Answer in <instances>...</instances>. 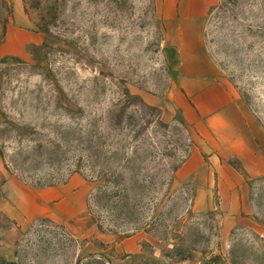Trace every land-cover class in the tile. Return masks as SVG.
<instances>
[{
	"label": "rangeland",
	"instance_id": "obj_1",
	"mask_svg": "<svg viewBox=\"0 0 264 264\" xmlns=\"http://www.w3.org/2000/svg\"><path fill=\"white\" fill-rule=\"evenodd\" d=\"M41 49L0 62L2 184L86 186L94 231L0 211V264H264V182L253 229L202 209L181 165L197 144L177 115L149 0H21ZM0 0V38L11 18ZM205 39L218 77L264 128V0H219Z\"/></svg>",
	"mask_w": 264,
	"mask_h": 264
},
{
	"label": "crops",
	"instance_id": "obj_2",
	"mask_svg": "<svg viewBox=\"0 0 264 264\" xmlns=\"http://www.w3.org/2000/svg\"><path fill=\"white\" fill-rule=\"evenodd\" d=\"M161 28V55L173 82L180 120L197 144L183 161L182 176L205 210L218 209L236 223L255 227L252 186L264 182V128L244 100L218 77L207 48L205 25L219 0H149ZM11 18L0 38V62L25 60L42 47L29 28L21 0H11ZM0 211L13 230L48 219L70 236L94 231L86 210V186L77 175L42 187L16 179L2 184Z\"/></svg>",
	"mask_w": 264,
	"mask_h": 264
}]
</instances>
